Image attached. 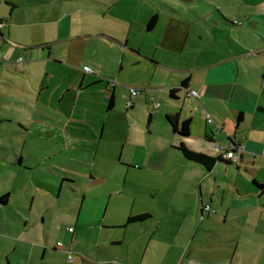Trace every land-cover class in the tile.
Returning a JSON list of instances; mask_svg holds the SVG:
<instances>
[{
    "label": "crops",
    "instance_id": "obj_1",
    "mask_svg": "<svg viewBox=\"0 0 264 264\" xmlns=\"http://www.w3.org/2000/svg\"><path fill=\"white\" fill-rule=\"evenodd\" d=\"M96 2L111 9L98 17L122 24L123 33L94 27L85 35L100 36L121 50L122 60L115 68L119 77L127 50L134 55L133 63L171 72L163 81L142 85L153 100L159 92L163 102L150 108L140 138L144 153L153 155L147 167L168 170L165 162L171 152L186 161L193 178L191 200L178 201V206L167 203L157 218L147 211L145 220L129 223L132 215L119 218L112 208L117 206L113 194L124 185L119 188L121 176L116 186L109 185L102 166L115 162L119 174L140 168L127 157L140 145L131 137L135 120L127 116L134 102L128 90L123 113L111 118L118 84L109 87L103 76L75 67L57 71L64 53H54V46L71 52L74 41L82 43V35H72L74 17L103 9L76 8L70 0H0V129L14 118L12 134L21 146L17 150L0 145V170L21 171L24 164L34 163L36 194H28L21 204L16 201L22 209L27 206L25 217L8 210L9 189L0 193L7 194L0 199V232L5 237L27 234V264H68L64 249L78 255L71 264H130L135 253H142V259L148 253L154 260L153 245L161 250L158 257H172L169 264H227L225 258L233 252L208 256L204 246L224 245L226 236L249 240L260 232L264 235V188L259 186L264 184V0ZM73 49L76 57L82 54L75 45ZM20 57L24 61L16 63ZM97 66L104 68L103 63ZM191 89L199 98L186 94ZM175 114L178 126L189 119L188 135L173 131L167 116ZM206 114L213 122L206 121ZM154 137L162 140L152 144ZM180 142L212 157L218 147L231 142L243 151L238 164L217 161L207 169L185 159L177 149ZM182 180L174 183L175 189L185 183ZM214 195L219 197L216 212L205 213L202 206L213 207ZM201 216L205 227L200 230L202 225L194 221ZM92 228L96 240L89 253L83 248V232ZM105 230L116 231L103 235ZM60 241L62 247L56 245ZM188 241L191 247L184 248ZM141 244L143 250L136 251ZM5 258L12 264L8 253Z\"/></svg>",
    "mask_w": 264,
    "mask_h": 264
},
{
    "label": "rangeland",
    "instance_id": "obj_2",
    "mask_svg": "<svg viewBox=\"0 0 264 264\" xmlns=\"http://www.w3.org/2000/svg\"><path fill=\"white\" fill-rule=\"evenodd\" d=\"M96 1L98 0H70L71 5L76 8H102L103 10L101 12L98 11L97 13H84L79 17L73 18L74 25L72 27V35H82V43H76V41H74V43L72 44L71 52H68V50L64 49V47H61V45L54 46V53H59L60 50H62V53H64L61 57L62 60L60 61L62 65L57 66L56 70L58 71V69H60V71L62 72H67L72 71L75 68L83 69L82 66L85 64L90 68L91 72L103 76L105 82L114 81L115 84H118L115 94V107L113 111L114 113L112 114L111 118H115L114 116H120L121 112L124 111L126 99L128 96V87H122V85H133V87L140 89L141 92H139L137 95L131 96V99L134 102V108L127 113V116L130 119L135 120V123L132 125L131 137L136 138L138 144H140L139 146H136L135 152L128 154L127 157L131 162L136 163L137 166H140V168L136 171H129L128 173L123 172L119 174V170L116 169L114 165L115 162H105L106 165L104 167L102 166V169L104 170V174L109 177L107 182L111 186H116L117 178L121 176L119 188L121 184L124 186L123 188H121V190L113 194L112 197V200L117 204V206H113L112 208L116 211V213L118 212L117 216L119 218H126L127 215H135L147 211H153V215L157 218L158 215L161 214L162 209L164 207H167V203L169 205L178 206L176 204L178 203V201L188 204V199L191 200V188L189 187V184L192 182L191 180L193 178L191 177L192 171L184 166L186 161L179 159L177 155L171 152V154L167 156L165 162L168 170H156V168H151L153 167V165L147 167V165L149 164L148 161L149 159H152L151 156L153 155L149 154L148 152L144 153L145 142L143 140V137L140 138L141 130H144V128L146 127L145 121L148 113L150 112V108H153L155 104L157 106V104H162L163 102V99L161 102V94L159 92H155L154 95L156 96V98L153 100L152 96H149L150 93L148 89L142 87V85H149V82L151 81L153 83L160 82L161 80L163 81L164 77L167 76L166 73L169 76L171 75V72L167 69H164L163 66L148 67L142 61L140 63H133L132 61L134 59V55L127 50L123 55V70L119 77L117 74L118 72L115 70V68L117 69L119 63L122 60L121 50L117 46L110 44L109 41H102V39H100V36L85 35L86 33L90 34L94 27L102 28L106 32L114 31L117 34L123 33L122 24H119L112 19L105 20L106 17L103 16L98 17L99 15H101V13H109L111 9H106L105 6L97 3ZM101 19H103L104 21H101ZM73 45H75L78 53H82L81 55L77 57L74 55L75 50L73 49ZM96 62L100 64L103 63L104 68H99ZM77 69L76 71H78ZM162 98H164L163 95ZM79 112L81 111H77L76 114ZM25 116H28V114H25L24 117ZM12 119L14 121L13 123H6L5 125H2V128L0 129V145H8V147L19 150L21 146L16 142V139L18 138L16 137V135L12 134L13 130L11 128L15 129L14 127H16L14 124L15 120L14 118ZM161 140H159V138L157 137H154L151 142L153 144V142H160ZM149 141L150 140L148 138L147 142ZM130 147L132 149V146ZM27 149L28 147L26 146L25 150ZM216 151L217 150H215V152ZM127 153L128 152H125V154ZM33 167L34 163H27L24 164V167L21 169V171H13V168H4L0 170V193L5 189H9V191H11L12 193L10 197L11 205L8 207V210L20 211L25 217H27V215L25 214V208L27 206L22 209L20 204L21 202H24L21 201L24 197H27L28 194L35 192V184L33 182L34 178L32 174V172L34 171ZM201 176L203 177L204 175L202 174ZM111 177L114 178L113 184H111L110 182ZM165 178L168 181V184H166L164 180ZM178 180H185V183L180 184V189H175L174 183H177ZM27 183L29 184L27 185ZM204 185H207V183L204 182ZM152 195L154 196V198ZM214 197L215 203L213 207L209 208V210H204L205 213L216 212L219 197L217 195H214ZM16 201L20 202V204ZM179 206H181V204H179ZM112 213L113 211L111 212V215ZM163 213L165 215V209ZM204 217L201 216L198 221L197 219H195L194 221L196 226H198L199 224L202 225L200 230L205 227V223L203 221L201 222ZM235 222L236 221L232 223ZM14 224L20 226L21 222H15ZM150 224V229H152L155 225V222L151 221ZM260 230L264 231V219H262L261 221ZM115 231L116 230H105L102 232H104L103 235H107L114 234ZM3 235L0 232V264L8 263L5 258V255L7 253L12 264H27L26 256L27 252L30 250L29 243L25 241L28 237L27 234L23 232L22 237L18 234L16 235V233H14L13 235L10 233L8 237H5ZM258 235L260 236H256L255 239L249 237V240H246L242 237L238 239L236 237L229 238V236H226V239L222 241L223 243H225L224 245L213 243L206 244L203 250L208 256H214L215 254L224 252L231 255V253L233 252V257L227 256V258H225V262L227 264H257L264 260V239L262 241L257 240L262 236L264 237V235H262L261 232ZM95 236L96 234L94 228L88 230L87 232H83V248L89 251V253H92L94 251V249H92L91 251V248H95L94 246H92L96 240ZM198 236H200V234H198ZM60 242L62 244L64 243L63 241ZM165 245L166 243H163V246ZM187 247H191V245H189V241L184 243V248ZM139 248L143 250V244L137 245L135 248L136 251H138ZM152 250H154V253H152V256H154V260L153 258H149V256H147L148 253L144 257V259H142V253H135L134 259L130 264H157L158 261L162 260H164V264H169L172 262V257H158L157 254H159L161 250L155 249L154 245L152 247ZM64 251V258L65 260H67L68 264H71L73 263V261H76L78 259V255L76 254V251L74 249H64ZM68 255H71V261L68 260Z\"/></svg>",
    "mask_w": 264,
    "mask_h": 264
},
{
    "label": "trees",
    "instance_id": "obj_3",
    "mask_svg": "<svg viewBox=\"0 0 264 264\" xmlns=\"http://www.w3.org/2000/svg\"><path fill=\"white\" fill-rule=\"evenodd\" d=\"M155 18L156 17L153 16L149 20V22L147 23L148 28L152 27V25L155 21ZM174 92H175V90H171V93H170L171 96L174 95ZM111 103H112V97L110 99V104ZM167 118H168L174 132H176L182 136H186L189 134V130H188L189 129V119L183 120L180 123V125L178 126V116L176 114L175 115H168ZM231 143H235V142H231ZM177 149L180 151V153L182 154V156L185 159L192 161V162H195V163H198V164H201L204 167H206L207 169H210L215 164V162H217V161H224L227 163H235V164H238L240 162V161L232 162L230 159L224 158L221 153H217V156L212 157V156L206 155V154L201 153V152H196V151L190 150L182 142L179 143V145L177 146ZM259 186L264 188V184H260ZM5 197H7V194L2 195L0 197V199L2 200ZM203 206H202V210H203ZM148 216H149L148 213H141V214L132 215V216H129L127 218V223L134 222V221H143Z\"/></svg>",
    "mask_w": 264,
    "mask_h": 264
},
{
    "label": "built area",
    "instance_id": "obj_4",
    "mask_svg": "<svg viewBox=\"0 0 264 264\" xmlns=\"http://www.w3.org/2000/svg\"><path fill=\"white\" fill-rule=\"evenodd\" d=\"M1 27H2V22H0V29H1ZM23 61H24V59L21 57L16 59V63H22ZM83 70L90 71V68L88 66H83ZM114 85H115L114 81H109V83H108L109 87H113ZM128 90H129V93L131 96L137 95L140 92L139 88L132 87V86H130L128 88ZM186 94L188 96H192L195 98H199V96H200L199 93L194 89L187 90ZM129 104H130V102H128V105ZM206 121L209 123L213 122L212 117L209 114H206ZM217 150H218L217 153H221L224 158L230 159L232 162H238V161H240L241 153L243 151V147H240V146L236 145L235 143H230V145L227 148L220 146V147H218ZM209 208H210V206L208 204H205L203 206V210H209ZM68 230L72 231L73 228L68 227ZM56 245L62 246V243L57 242ZM68 260L69 261L72 260L71 255H68Z\"/></svg>",
    "mask_w": 264,
    "mask_h": 264
}]
</instances>
